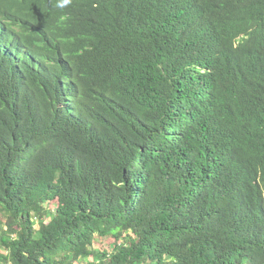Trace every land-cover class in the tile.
Here are the masks:
<instances>
[{
	"label": "trees",
	"instance_id": "trees-1",
	"mask_svg": "<svg viewBox=\"0 0 264 264\" xmlns=\"http://www.w3.org/2000/svg\"><path fill=\"white\" fill-rule=\"evenodd\" d=\"M82 259L264 264V0H0V264Z\"/></svg>",
	"mask_w": 264,
	"mask_h": 264
},
{
	"label": "rangeland",
	"instance_id": "rangeland-1",
	"mask_svg": "<svg viewBox=\"0 0 264 264\" xmlns=\"http://www.w3.org/2000/svg\"><path fill=\"white\" fill-rule=\"evenodd\" d=\"M114 240L113 238H103V237H99L97 236V238L95 239L94 245L93 247L95 249L98 250H109L112 251L113 250V244ZM83 264H87L89 261H92V259H82L80 260Z\"/></svg>",
	"mask_w": 264,
	"mask_h": 264
}]
</instances>
